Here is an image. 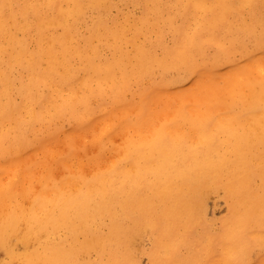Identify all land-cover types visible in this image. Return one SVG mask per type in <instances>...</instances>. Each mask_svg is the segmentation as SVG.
Returning <instances> with one entry per match:
<instances>
[{
	"label": "bare ground",
	"instance_id": "bare-ground-1",
	"mask_svg": "<svg viewBox=\"0 0 264 264\" xmlns=\"http://www.w3.org/2000/svg\"><path fill=\"white\" fill-rule=\"evenodd\" d=\"M0 247L264 264V0H0Z\"/></svg>",
	"mask_w": 264,
	"mask_h": 264
},
{
	"label": "rangeland",
	"instance_id": "rangeland-1",
	"mask_svg": "<svg viewBox=\"0 0 264 264\" xmlns=\"http://www.w3.org/2000/svg\"><path fill=\"white\" fill-rule=\"evenodd\" d=\"M12 177V175H7L4 177ZM207 208H208V214L209 216H214V217H220L223 215L226 211V204L222 199H209L207 203ZM5 250L3 247H0V264L5 260ZM142 263L146 264L147 263V258L143 257L142 258Z\"/></svg>",
	"mask_w": 264,
	"mask_h": 264
}]
</instances>
